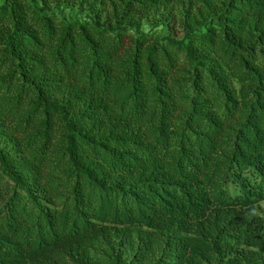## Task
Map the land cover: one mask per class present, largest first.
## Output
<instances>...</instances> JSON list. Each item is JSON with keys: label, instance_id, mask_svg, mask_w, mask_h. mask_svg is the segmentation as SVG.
Listing matches in <instances>:
<instances>
[{"label": "trees", "instance_id": "obj_1", "mask_svg": "<svg viewBox=\"0 0 264 264\" xmlns=\"http://www.w3.org/2000/svg\"><path fill=\"white\" fill-rule=\"evenodd\" d=\"M262 202L264 0H0V264H264Z\"/></svg>", "mask_w": 264, "mask_h": 264}, {"label": "rangeland", "instance_id": "obj_2", "mask_svg": "<svg viewBox=\"0 0 264 264\" xmlns=\"http://www.w3.org/2000/svg\"><path fill=\"white\" fill-rule=\"evenodd\" d=\"M64 9V13L67 14L68 16L72 18H77V17H84V12L83 10H80L79 8H76L75 6L69 5V4H64L61 6L60 10ZM83 12V13H82ZM151 17H143L140 19V23L142 28L145 31H153L155 33H161L164 32L165 30L162 29L161 26H156L154 23L151 22ZM180 33H178L179 35ZM260 208L262 211H264V202L260 204Z\"/></svg>", "mask_w": 264, "mask_h": 264}]
</instances>
